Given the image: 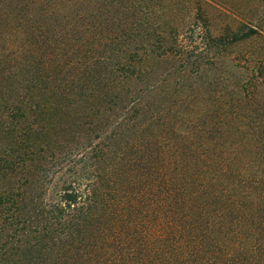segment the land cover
Masks as SVG:
<instances>
[{"label": "trees", "instance_id": "1", "mask_svg": "<svg viewBox=\"0 0 264 264\" xmlns=\"http://www.w3.org/2000/svg\"><path fill=\"white\" fill-rule=\"evenodd\" d=\"M215 4L0 0V264H264L263 28Z\"/></svg>", "mask_w": 264, "mask_h": 264}, {"label": "rangeland", "instance_id": "2", "mask_svg": "<svg viewBox=\"0 0 264 264\" xmlns=\"http://www.w3.org/2000/svg\"><path fill=\"white\" fill-rule=\"evenodd\" d=\"M217 2L215 7L211 9L213 13V22L216 27H219L225 22L234 21H249L257 27L263 28L264 35V0H214ZM253 53V56L264 53V39L259 38L256 41H250L239 46L235 49L234 55L242 57V53ZM252 56V57H253ZM234 62L235 58H234ZM230 75L233 81L240 80L242 73L240 69L230 68ZM229 77V75L227 76Z\"/></svg>", "mask_w": 264, "mask_h": 264}]
</instances>
